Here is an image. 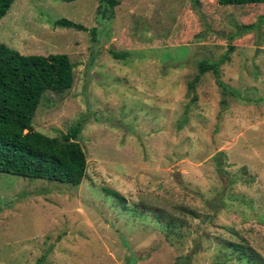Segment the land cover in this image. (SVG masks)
Here are the masks:
<instances>
[{
	"label": "rangeland",
	"instance_id": "obj_1",
	"mask_svg": "<svg viewBox=\"0 0 264 264\" xmlns=\"http://www.w3.org/2000/svg\"><path fill=\"white\" fill-rule=\"evenodd\" d=\"M118 1L14 0L0 19L9 48L69 56L72 87L31 125H79L87 162L78 186L0 172V264H264V2ZM202 60H224L227 90L211 71L189 87Z\"/></svg>",
	"mask_w": 264,
	"mask_h": 264
},
{
	"label": "trees",
	"instance_id": "obj_2",
	"mask_svg": "<svg viewBox=\"0 0 264 264\" xmlns=\"http://www.w3.org/2000/svg\"><path fill=\"white\" fill-rule=\"evenodd\" d=\"M14 0H0V19ZM72 1V0H64ZM221 4L257 3L264 0H218ZM118 0H100V14L109 15ZM54 26L87 30L82 24L60 18ZM91 32H95L91 28ZM115 58L123 54L111 49ZM223 61L198 63V74L189 83L193 88L201 74L211 71L216 83L227 90L220 79ZM74 65L66 53L22 54L0 43V172L25 178H42L78 186L86 173V156L77 141L80 126L60 136H47L33 129L31 120L47 92L61 93L74 81ZM115 195L119 196L117 193ZM237 247V245H235Z\"/></svg>",
	"mask_w": 264,
	"mask_h": 264
}]
</instances>
